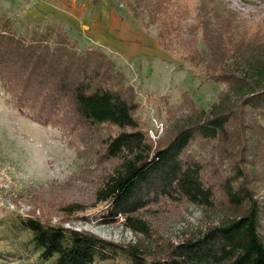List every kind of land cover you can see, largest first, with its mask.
<instances>
[{
  "label": "trees",
  "instance_id": "16d2710c",
  "mask_svg": "<svg viewBox=\"0 0 264 264\" xmlns=\"http://www.w3.org/2000/svg\"><path fill=\"white\" fill-rule=\"evenodd\" d=\"M139 1L160 28L159 45L169 51L168 39L179 32L176 21L188 9L177 6L178 0ZM198 11L201 19L193 30L205 44L202 62H220L217 57L222 56L228 66H209L205 75L225 83L227 91L156 147L138 115L133 87L104 53L77 51L62 33L51 39L52 30L18 34L8 18H0V84L10 94L11 106L39 123L59 127L71 139L82 132L96 135L102 127L110 130L101 139L99 155L113 165L94 195L105 204L99 214L103 224L122 217L126 228L146 232L141 211L180 199L209 212L220 207L223 214L217 223L156 256L85 231L21 218L19 226L28 232L24 247L39 262L95 264L123 257L127 264H264V123L257 118H264V40L245 33L233 45L237 27L214 0H201ZM182 102L179 108L192 107L190 98ZM168 118L170 124L176 119L173 111ZM212 141L224 147L229 143L237 156L231 173L222 176L215 170L214 182L206 179L202 161L191 153L195 143L204 149Z\"/></svg>",
  "mask_w": 264,
  "mask_h": 264
},
{
  "label": "rangeland",
  "instance_id": "374dc122",
  "mask_svg": "<svg viewBox=\"0 0 264 264\" xmlns=\"http://www.w3.org/2000/svg\"><path fill=\"white\" fill-rule=\"evenodd\" d=\"M200 3L178 0L177 6L188 12L176 21L179 32L168 39L169 51L159 45L160 28L139 0H0V18H8L18 34L30 36L52 30L51 39L62 33L77 51L104 53L133 87L140 105L138 115L156 147L167 142L191 115L208 110L227 91L225 83L213 82L205 75L209 66H228L222 56L217 57L220 62L215 57L209 65L202 62L200 52L205 44L198 30H193L201 17L197 12ZM214 3L237 27L233 45L245 33L264 40V0ZM185 98L192 100L190 109L179 108L185 105L181 104ZM9 99L10 94L0 84V264H46L24 247L28 232L19 226L24 217L85 231L126 248L137 246L146 255L156 256L217 223L223 215L220 207L209 212L180 199L141 211L146 232L126 228L122 217L103 224L99 214L105 204L97 203L94 195L102 176L113 165L112 160L104 161L99 155L101 139L110 130L102 127L96 135L82 132L71 139L57 126L20 114ZM172 111L176 119L170 124ZM247 113L250 117L253 112ZM257 118L264 123L261 115ZM221 145L212 141L201 149L195 143L191 150L195 159L202 161L206 179L212 182L215 170L219 169L222 176L228 174L237 157L229 143ZM95 264L127 261L117 257L96 260Z\"/></svg>",
  "mask_w": 264,
  "mask_h": 264
}]
</instances>
